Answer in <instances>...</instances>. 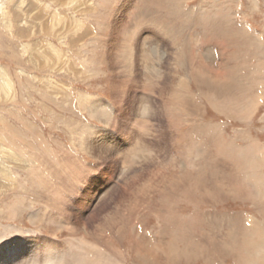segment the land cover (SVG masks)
<instances>
[{"label":"rangeland","instance_id":"obj_1","mask_svg":"<svg viewBox=\"0 0 264 264\" xmlns=\"http://www.w3.org/2000/svg\"><path fill=\"white\" fill-rule=\"evenodd\" d=\"M124 1L0 0V264H264V0Z\"/></svg>","mask_w":264,"mask_h":264},{"label":"bare ground","instance_id":"obj_2","mask_svg":"<svg viewBox=\"0 0 264 264\" xmlns=\"http://www.w3.org/2000/svg\"><path fill=\"white\" fill-rule=\"evenodd\" d=\"M129 1H131V0H125L124 1V3L122 4V5H125L126 3H129ZM140 1H142V0H139V2ZM170 1L171 0H166V3H170ZM254 2L256 3V4H258V0H254ZM168 3V5L170 6V5H172L173 7H171V14L170 13H168V10H167V12L165 11V14L167 13V15H174V14H177V11H179L178 9H177V6H180L179 5V2L177 3V1L176 0H174L173 1V3L172 4H169ZM143 6V5H142ZM142 6H138V11L139 12H143V11H145L146 9H144ZM174 6H175V9H177V11L176 10H174L173 8H174ZM137 7V6H136ZM150 8H151V6H150ZM136 9V8H135ZM153 9V8H152ZM155 9H156V7H155ZM170 9V8H169ZM148 10V9H147ZM157 10V9H156ZM163 10V9H162ZM176 12V13H175ZM134 15H136V14H134ZM132 16V19L134 18V16L133 15H131ZM163 16V15H162ZM173 17V16H172ZM158 18H159V16H158ZM157 17H155V21H159L160 19H158ZM163 20V19H162ZM162 20H160V21H162ZM159 21V22H160ZM150 22V21H149ZM151 22H153L152 20H151ZM146 23V22H145ZM148 23V22H147ZM156 23V22H155ZM162 23H165V22H162ZM161 23V24H162ZM157 24V23H156ZM166 24V23H165ZM153 25V24H152ZM158 25V24H157ZM145 26V25H144ZM148 26V25H147ZM150 26V25H149ZM156 26V25H155ZM159 26V25H158ZM164 27V26H163ZM148 28V27H147ZM140 29V28H139ZM145 30V29H144ZM130 33H128L127 34V37H128V39L130 40V41H128L125 45L123 44V46H124V49L126 48V49H129V51L130 52H133V43L131 42V40L132 39H130V35H129ZM260 39V38H259ZM147 45V44H146ZM152 45V46H151ZM155 44H154V42H151L150 44H149V46L150 47H153ZM135 48V47H134ZM146 51V50H145ZM158 52V51H157ZM123 53H127V52H125L124 50H123ZM123 53L122 52H120V56H122L123 55ZM131 54V53H130ZM112 59V58H111ZM123 59V58H122ZM125 59V58H124ZM125 61V60H124ZM110 63L113 65V62H112V60L110 61ZM122 68V67H121ZM148 68V67H147ZM113 69H115V67L113 66ZM127 69V68H126ZM143 69V68H142ZM145 69H146V66H145ZM144 70V69H143ZM152 71H155V70H152ZM141 74H142V72H141ZM147 74V73H146ZM158 78V77H157ZM122 88V87H121ZM124 89V88H123ZM122 90V89H121ZM187 90L188 89H183L182 91V93L183 94H186V92H187ZM125 92V91H124ZM183 94H182V96H183ZM217 95V94H216ZM184 97H185V95H184ZM186 97H187V95H186ZM217 97V96H216ZM217 98H220V97H217ZM187 99V98H186ZM216 100V99H215ZM218 100V99H217ZM259 100V99H258ZM254 101V100H253ZM220 102V101H219ZM222 102V101H221ZM255 103V102H254ZM99 104H101V106L103 105V103L101 102V103H99ZM186 106V105H185ZM224 106V105H223ZM225 107V106H224ZM248 107H250V106H248ZM145 108H146V111L148 110L147 109V107L145 106ZM96 110H98L97 108H95ZM242 109H243V107H242ZM252 108L250 107V108H247L246 110H244L245 112H243L242 113V115L243 116H246L247 115V117H248V114L250 113V110H251ZM145 110V109H144ZM190 110H191V108H190ZM241 110V109H240ZM102 111V110H101ZM254 111V110H253ZM143 114H144V116L145 115H147V113H142V116H143ZM101 115L105 118V120H106V122H108V120L107 119H109L108 117H106L105 116V114H103V112H101ZM245 118V117H244ZM103 119V118H102ZM110 120V119H109ZM245 152V151H244ZM247 153V152H246ZM264 153V152H263ZM253 154H257V152H254ZM259 154V153H258ZM264 156V155H263ZM257 159V160H256ZM250 160V159H249ZM256 164H258V166L259 165H264V157H262V155H257V158H255L254 160H253ZM34 216V214H32V217ZM12 248H11V244H8V246H7V249H6V252H8L9 250H11ZM263 249V248H262ZM264 254V253H263ZM48 262V261H47ZM49 264H55V263H51V262H48Z\"/></svg>","mask_w":264,"mask_h":264},{"label":"snow or ice","instance_id":"obj_3","mask_svg":"<svg viewBox=\"0 0 264 264\" xmlns=\"http://www.w3.org/2000/svg\"><path fill=\"white\" fill-rule=\"evenodd\" d=\"M109 3H111V0H109ZM112 39L114 43H119L120 40V26L119 21H113L112 26Z\"/></svg>","mask_w":264,"mask_h":264}]
</instances>
